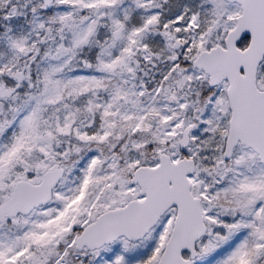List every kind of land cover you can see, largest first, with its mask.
Returning a JSON list of instances; mask_svg holds the SVG:
<instances>
[{
    "label": "snow or ice",
    "instance_id": "obj_1",
    "mask_svg": "<svg viewBox=\"0 0 264 264\" xmlns=\"http://www.w3.org/2000/svg\"><path fill=\"white\" fill-rule=\"evenodd\" d=\"M0 264H264V0H0Z\"/></svg>",
    "mask_w": 264,
    "mask_h": 264
}]
</instances>
